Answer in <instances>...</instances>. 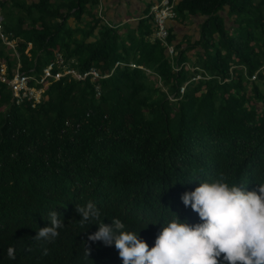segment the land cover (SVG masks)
I'll use <instances>...</instances> for the list:
<instances>
[{
	"label": "trees",
	"instance_id": "obj_1",
	"mask_svg": "<svg viewBox=\"0 0 264 264\" xmlns=\"http://www.w3.org/2000/svg\"><path fill=\"white\" fill-rule=\"evenodd\" d=\"M152 5L146 18L121 27L108 18L106 0H0L3 30L17 41V55L0 41L9 78L18 63L38 77L56 53L81 73L96 66L111 74L119 61L154 73L117 67L101 81L100 97L90 78L62 79L34 107L14 104L0 83V264H123L114 245L88 240L99 223L120 219L153 247L173 213L199 222L181 197L200 182L223 173L248 191L264 183V83L242 68L251 75L264 65V0H180L181 23L203 21L195 43L175 44L178 71L153 40ZM196 46L211 59L193 62ZM186 63L213 77L191 82L179 98L195 75ZM89 202L100 219L81 226L76 206ZM52 212L64 227L52 243L37 241Z\"/></svg>",
	"mask_w": 264,
	"mask_h": 264
},
{
	"label": "clouds",
	"instance_id": "obj_2",
	"mask_svg": "<svg viewBox=\"0 0 264 264\" xmlns=\"http://www.w3.org/2000/svg\"><path fill=\"white\" fill-rule=\"evenodd\" d=\"M227 181L221 173L214 181L200 182L194 191L184 193L183 204L198 214L199 222H181L173 213L153 247L139 234L126 231L120 219L111 225L99 223L88 240L114 245L123 264H264V183L248 191ZM76 211L81 226L101 215L91 202L76 206ZM50 225L39 229L37 241L52 243L59 236L64 223L57 212L50 213ZM86 254L90 255L88 248ZM43 255H48L46 247ZM7 256L16 259L14 247L7 249Z\"/></svg>",
	"mask_w": 264,
	"mask_h": 264
},
{
	"label": "built area",
	"instance_id": "obj_3",
	"mask_svg": "<svg viewBox=\"0 0 264 264\" xmlns=\"http://www.w3.org/2000/svg\"><path fill=\"white\" fill-rule=\"evenodd\" d=\"M176 0H156V2L150 8V15L153 16L154 26H156V31L153 36L154 41H159L163 44L166 50V54L172 63V66L175 71H178L183 68L184 65L181 63L175 62V54H176V46L173 42L169 40L170 38V21L177 19L178 12L176 10ZM1 14V13H0ZM3 17L0 15V41L3 45L10 48L16 53V39L9 38L10 35L6 34L3 30ZM74 62H65L64 58L60 53H56L55 59L51 61L48 65H46L41 74L37 77L35 75L26 74L24 72H20L19 63L16 66L14 73L11 78L8 77L7 66L6 63L0 61V83L5 84L10 93L12 102L16 105H20L24 102H29L32 107L38 104L44 98V93L48 86L56 81H60L62 79H69L84 82L86 79L90 78L94 83L96 97H100L102 95V84L101 81L105 78H109L114 70L117 67H123L124 65H128L132 68H142L145 73H149L148 75L154 74L151 70L144 68L141 65L134 61H130L129 64L124 61L117 62L114 70L111 74L103 73L98 67L91 66L84 73H81L78 69L72 66ZM186 66V65H185ZM235 67V66H234ZM234 67L231 69H234ZM244 74L252 81L258 82L261 81L264 83V65L261 66L256 72L249 75L247 72V67L242 66ZM191 72L195 73L193 78L187 81L180 87V95L182 97L188 85L191 82H197L201 79H211L213 76L210 75L207 71L204 70L201 66H189ZM261 79V80H260ZM220 80V78H219ZM230 80H225L224 82H228ZM170 99L178 100V97L175 95H170Z\"/></svg>",
	"mask_w": 264,
	"mask_h": 264
},
{
	"label": "crops",
	"instance_id": "obj_4",
	"mask_svg": "<svg viewBox=\"0 0 264 264\" xmlns=\"http://www.w3.org/2000/svg\"><path fill=\"white\" fill-rule=\"evenodd\" d=\"M180 0H176L178 3ZM156 0H106L107 15L112 23L119 26H125L127 23L137 24L140 18H146L145 14L147 5L149 3H155ZM181 17L170 21V26L174 35V44L181 43L183 48H187L189 44H193L200 37L199 29L201 28L202 16H196L192 19L181 23ZM187 27L186 30L183 28ZM201 47L196 46L188 54L192 58L193 62H197V51H200ZM202 51V50H201ZM194 53V55H193ZM200 65V64H199Z\"/></svg>",
	"mask_w": 264,
	"mask_h": 264
},
{
	"label": "rangeland",
	"instance_id": "obj_5",
	"mask_svg": "<svg viewBox=\"0 0 264 264\" xmlns=\"http://www.w3.org/2000/svg\"><path fill=\"white\" fill-rule=\"evenodd\" d=\"M0 15H2V17L4 16L3 15V13L0 11ZM100 14H101V10H100ZM10 22V21H9ZM9 24H13V22L12 23H9ZM186 28L187 27H184L183 29L184 30H186ZM6 49L8 50V49H10V48H8V47H6ZM201 49V48H200ZM202 50V51H201ZM200 51H197L196 53H197V59H201L203 62L205 61V60H207V61H209L211 58H210V54H205V52H203V49H201ZM14 55H15V53H13ZM12 54V55H13ZM193 55H194V53H193ZM178 56H179V51H176V54H175V57H174V59H175V62H177V63H179L178 62ZM0 61H2L3 62V60H1L0 59ZM18 65V64H17ZM16 65V66H17ZM191 65V63H186V67L187 68H189V66ZM7 66V65H6ZM16 68V67H15ZM15 68H14V70H15ZM147 75L149 74V73H146ZM159 86H160V84H159ZM163 89L164 90H166V88L165 87H163ZM260 90H261V92L262 93H264V87L262 86V85H260ZM171 95H173V94H171ZM260 106V105H259Z\"/></svg>",
	"mask_w": 264,
	"mask_h": 264
}]
</instances>
